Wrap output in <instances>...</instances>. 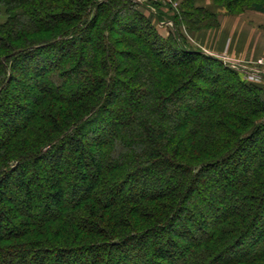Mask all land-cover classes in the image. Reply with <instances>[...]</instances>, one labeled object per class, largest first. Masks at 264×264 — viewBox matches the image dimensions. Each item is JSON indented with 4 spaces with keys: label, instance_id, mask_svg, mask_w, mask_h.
Here are the masks:
<instances>
[{
    "label": "trees",
    "instance_id": "trees-1",
    "mask_svg": "<svg viewBox=\"0 0 264 264\" xmlns=\"http://www.w3.org/2000/svg\"><path fill=\"white\" fill-rule=\"evenodd\" d=\"M140 8L0 0V264H264L261 87Z\"/></svg>",
    "mask_w": 264,
    "mask_h": 264
},
{
    "label": "crops",
    "instance_id": "crops-1",
    "mask_svg": "<svg viewBox=\"0 0 264 264\" xmlns=\"http://www.w3.org/2000/svg\"><path fill=\"white\" fill-rule=\"evenodd\" d=\"M134 1H136L139 4L144 3L146 5V9L144 10L147 12V14H150L152 17L154 15H158L161 18V21L159 22H156L154 20L158 29H165V27H167L165 25L164 22L165 20H163V18L168 15L166 14V12L162 10V8L164 7L162 5L164 4L162 3V0H134ZM177 1H181V0H177ZM204 1L205 0H194V4L197 7L205 8L203 5ZM208 1L209 0H207L206 2ZM152 3L154 4L153 5L154 7L159 6V8L156 7L157 11L154 9V7H152ZM252 13L254 16V18H252V21L255 20L261 23L264 22V16L262 14L257 12H252ZM233 21H234L233 19L225 18V16H220L219 19L220 26L218 29L201 30L195 33L194 36L201 37L202 41L204 40L208 41V44L205 42L208 46L207 54L216 59L220 58L221 60H225L221 57L223 56L228 61L237 63V62H246L247 60H251L254 57L260 58L262 55H264L263 36H260L261 34L259 35V33L256 34L255 32L258 29H255V31L254 29H251L249 31V28L247 26L248 21L244 18L242 19L236 18L235 21L240 23L237 27L239 28V30L237 31V28H235V26L233 27V30H228L232 28V26L229 25V23ZM234 29H236L235 32H233ZM160 35L164 37V34H162L161 32ZM216 37L219 40L216 41L215 39ZM227 42H229L228 45H226ZM219 44L223 46H217Z\"/></svg>",
    "mask_w": 264,
    "mask_h": 264
},
{
    "label": "rangeland",
    "instance_id": "rangeland-1",
    "mask_svg": "<svg viewBox=\"0 0 264 264\" xmlns=\"http://www.w3.org/2000/svg\"><path fill=\"white\" fill-rule=\"evenodd\" d=\"M182 1L183 0H181V1H177V0H162V3H164V4H162L164 6L162 8V10L164 12H166V14L168 15V16L164 17L165 19L163 18V20H165L164 21L165 25L168 27V28L165 27V29H158V27L156 26V23L154 22L153 17L150 14H147V12L145 10H143V8H140V10L142 11V13L147 18H149V20L152 22V24L154 25L155 29L157 30V32L159 34L161 32L162 34H164V37H168L169 35L177 37L178 39H181V41L179 40L180 43L183 40V45H185L188 49L195 50V51H200V52L204 53L205 55H208L207 54L208 53L207 52L208 51V49H207L208 41H206V40L202 41L201 37H195L194 34L199 32V31H201V30H216V29H218L219 26H220V23H219L220 16H225V18H229V19H233L234 20L233 22L229 23V25H231L232 28L228 29V30H233L234 26H235V28L238 27V25L240 23L235 21L236 18L237 19L238 18L246 19L248 21L247 26L249 28V31L251 29H254V31H255V29H258V30L255 31L256 34L257 33H259V35L261 34L260 36H263V39H264V22H262L263 23L262 24L259 21H255V20L252 21V18H254L252 12H254V11L244 10V11L232 14V13H229L227 10H225L223 7L216 5L213 0H209L208 2H206L207 0H205L203 5L205 7L204 9H206L208 12H210V13H212V14H214L216 16V19H218V26L209 27V28H203V29H199V30H191L190 31V29L186 28L184 25H181V26L178 27V29H175L174 25H173V22L171 21V18H169V16L171 17L174 12H176V11L178 12ZM193 3H194V0H193ZM153 5L154 4L152 3V7H154ZM194 6L197 7L195 4H194ZM156 7L159 8V6H155L154 7V9L157 11ZM169 8H171L172 10H169ZM260 14H262L264 16L263 13H260ZM4 19L5 18L3 16H1L0 17V23L3 22ZM205 22H207V21H205ZM211 22L212 21H210V23ZM166 28H167V30H166ZM238 30H239V28H237V31ZM235 31H236V29H234L233 32H235ZM215 39H216V41L219 40L217 37ZM228 43L229 42H227L226 45H228ZM217 46H223V45L219 44ZM262 56H264V55H262ZM221 57L223 59H225V60H221L220 58L218 60H220L223 63V65L229 67L230 70L234 71L236 73V75L238 76V78L243 83L252 84V85H256V86H260L261 87L260 88L261 89L260 94H261V98L264 101V74L262 73L260 68L254 66L255 62L258 60V57L257 58L254 57L251 60H247L246 62H237V63H234L232 61H228L223 56H221ZM246 70L249 71V73H251V71H256V72L259 71L260 72V79H258L257 81L249 80V74H247L245 72ZM199 83L201 84L202 82H199ZM263 120H264V118H263Z\"/></svg>",
    "mask_w": 264,
    "mask_h": 264
},
{
    "label": "built area",
    "instance_id": "built-area-1",
    "mask_svg": "<svg viewBox=\"0 0 264 264\" xmlns=\"http://www.w3.org/2000/svg\"><path fill=\"white\" fill-rule=\"evenodd\" d=\"M254 66L258 67L261 69L262 73L264 74V56H262L261 58H258V60L255 62ZM247 74H249V80H253V81H257L258 79H260V72L259 71H251V73H249V71H245Z\"/></svg>",
    "mask_w": 264,
    "mask_h": 264
}]
</instances>
